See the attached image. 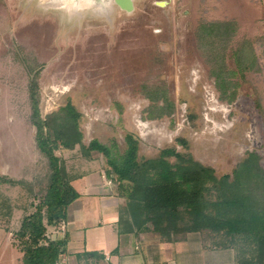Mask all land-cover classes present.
Wrapping results in <instances>:
<instances>
[{
    "label": "rangeland",
    "instance_id": "1",
    "mask_svg": "<svg viewBox=\"0 0 264 264\" xmlns=\"http://www.w3.org/2000/svg\"><path fill=\"white\" fill-rule=\"evenodd\" d=\"M159 1L137 0L136 11L120 13L118 23L87 22L82 33L68 36L70 32L60 33L54 17L24 21L16 0H0V249L7 235H16L23 217L35 211L49 185L48 159L37 146L30 118L29 82L37 72L42 116L71 102L82 113L85 145L98 139L117 143L124 152L131 132L140 139L141 156L156 157L177 146L213 167L218 177L232 173L253 150L264 166V0ZM229 19L239 29L227 53L229 66L236 68L233 48L245 38L252 41L261 65L260 71H248L247 78L233 77L238 83L234 101L221 98L198 34L203 21ZM152 83L167 85L176 105L173 115L148 117L152 101L144 90ZM180 137L189 148L177 144ZM58 154L72 173L83 177L73 181L80 196L69 206L67 234L52 225L48 235H77V243L86 235H135L128 232L127 220L113 227L103 221L97 227L108 214L128 213L124 199L106 209L99 202L101 182L109 189L116 185L104 173L106 157L94 151L89 159L80 145ZM3 176L15 182H3ZM214 237L207 235V241L217 250L220 238ZM4 250L0 253L8 259L11 248Z\"/></svg>",
    "mask_w": 264,
    "mask_h": 264
},
{
    "label": "trees",
    "instance_id": "2",
    "mask_svg": "<svg viewBox=\"0 0 264 264\" xmlns=\"http://www.w3.org/2000/svg\"><path fill=\"white\" fill-rule=\"evenodd\" d=\"M238 30L233 19L203 21L198 27L209 73L221 90V98L229 101L237 96L238 83L233 77L247 78L248 71L261 70L253 43L247 38L236 42L232 53L236 68L229 66L227 53ZM38 74L32 75L29 82L30 118L50 173L45 195L40 196L35 211L23 217L16 231L23 264H64L68 240L48 235V226L64 224L67 228L69 206L80 196L73 181L82 174L72 173L58 154L62 149L72 151L77 145L89 159L94 151L106 157L104 173L116 184L115 194L127 203L128 213L125 215L122 209L118 223L127 220L128 232H154L171 241L189 233L214 235V239L220 238L216 239L218 247L235 250L234 264H264V166L259 152H249L232 173L218 177L213 167L177 146L162 149L156 157L141 156L140 139L131 132L125 136L124 152L118 150L117 143L110 146L98 139L85 145L80 128L82 113L71 102L42 116ZM144 92L152 101L149 118L171 116L176 111L166 84L145 85ZM177 144L189 148L184 137L178 138ZM1 180L15 182L5 176ZM11 211L12 206L7 204L6 214Z\"/></svg>",
    "mask_w": 264,
    "mask_h": 264
},
{
    "label": "crops",
    "instance_id": "3",
    "mask_svg": "<svg viewBox=\"0 0 264 264\" xmlns=\"http://www.w3.org/2000/svg\"><path fill=\"white\" fill-rule=\"evenodd\" d=\"M101 185L102 188L97 193L100 195L98 198L101 199L99 202L102 203L103 208L121 205L123 198L115 194L114 188L109 189L102 182ZM96 198L97 196H94L93 200L98 199ZM103 221L108 225H116L119 222V216L115 212L106 215L98 222V228ZM50 236L56 239L67 238L66 252L69 247L71 249L75 247L71 254L66 252L63 254L64 264H234L235 257L233 249V252L218 246L217 250L216 247L211 249L205 233H189L183 235L178 241L163 239L161 235L154 232L126 235V238L116 237V235H86V238L80 239L79 243H77L79 239L77 235ZM6 243L0 251L5 252L4 249L7 247L8 253V249L11 248L10 256L8 259L4 258V253L1 252L0 264H23V253L16 246L15 235H7ZM92 251L99 254H95L96 252L90 254L89 252ZM68 255L71 256L70 259ZM85 257L89 259L84 261Z\"/></svg>",
    "mask_w": 264,
    "mask_h": 264
},
{
    "label": "water",
    "instance_id": "4",
    "mask_svg": "<svg viewBox=\"0 0 264 264\" xmlns=\"http://www.w3.org/2000/svg\"><path fill=\"white\" fill-rule=\"evenodd\" d=\"M166 2L159 1L161 5ZM15 4L23 12L24 21L35 19V16L54 17L60 33L61 30L70 32L68 36L76 31L82 33L87 22L99 25L108 20L116 24L120 13L132 14L137 8V0H16Z\"/></svg>",
    "mask_w": 264,
    "mask_h": 264
},
{
    "label": "built area",
    "instance_id": "5",
    "mask_svg": "<svg viewBox=\"0 0 264 264\" xmlns=\"http://www.w3.org/2000/svg\"><path fill=\"white\" fill-rule=\"evenodd\" d=\"M111 181H112V180H111ZM62 227H63V229H65V225H64V224L62 225Z\"/></svg>",
    "mask_w": 264,
    "mask_h": 264
}]
</instances>
